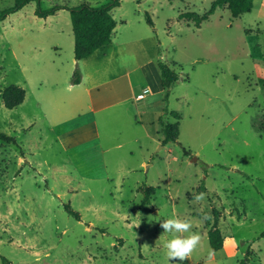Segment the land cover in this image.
<instances>
[{
	"label": "rangeland",
	"instance_id": "1",
	"mask_svg": "<svg viewBox=\"0 0 264 264\" xmlns=\"http://www.w3.org/2000/svg\"><path fill=\"white\" fill-rule=\"evenodd\" d=\"M83 1L107 2L40 4ZM213 1L120 0L111 42L83 59L67 8L43 17L30 1L0 18V90L26 92L13 108L0 97V132L15 138H0V264H174L160 221L177 216L201 235L183 264H238L247 252L264 264V9L254 0L234 17L225 5L199 27L180 16ZM13 3L0 0V13ZM159 60L177 73L167 97ZM173 112L178 138L163 145ZM80 124L99 136L81 138Z\"/></svg>",
	"mask_w": 264,
	"mask_h": 264
},
{
	"label": "trees",
	"instance_id": "2",
	"mask_svg": "<svg viewBox=\"0 0 264 264\" xmlns=\"http://www.w3.org/2000/svg\"><path fill=\"white\" fill-rule=\"evenodd\" d=\"M30 1L36 2L35 14L46 17L53 14L57 9L67 8L70 12L72 30L74 34V57L75 59H83L89 57L98 48L107 45L111 42L113 30L116 26V20L111 13V9L120 4V0H107L106 3L100 5H91L83 1L77 5L67 6L55 4L47 8H43L40 4L41 0H14L11 6L6 7L0 13V18H5L8 13L21 9ZM227 6L232 16L236 17L242 13L252 10L254 0H214L210 8L199 15L196 12L181 13L180 16L192 18L193 24L196 27L201 25V22L215 11L216 8ZM148 16V14H146ZM148 18L150 24L152 20ZM157 66L160 71L161 85L166 90V97L170 91V87L177 80L176 71L171 68L165 61H157ZM74 82H79V76H76ZM262 87H264V77L260 79ZM25 89L16 84H10L0 90V97L5 107L13 108L21 104L25 98ZM174 113V112H173ZM175 114L176 121L173 123L161 122L163 126L162 144L176 141L179 134V115ZM262 131H264V126ZM0 138L7 141H15L14 136H10L4 132H0ZM186 151V150H185ZM198 192H204L205 186L203 183L197 187ZM145 196L143 202L147 201L151 194L155 192V187L148 186L144 188ZM69 212L79 217L69 205H66ZM221 214L218 209L213 207V221L207 231L210 247L212 250H218L223 246L224 236L219 228V220ZM248 254L241 259L238 264H248ZM3 262L8 263L5 258Z\"/></svg>",
	"mask_w": 264,
	"mask_h": 264
},
{
	"label": "clouds",
	"instance_id": "3",
	"mask_svg": "<svg viewBox=\"0 0 264 264\" xmlns=\"http://www.w3.org/2000/svg\"><path fill=\"white\" fill-rule=\"evenodd\" d=\"M204 198V193L194 196L196 201H201ZM160 227L164 233L173 234V238L164 245L169 261L174 262V264H183V262L188 261L201 242L200 233L192 231L193 222L191 219L178 216L167 218L160 221Z\"/></svg>",
	"mask_w": 264,
	"mask_h": 264
},
{
	"label": "crops",
	"instance_id": "4",
	"mask_svg": "<svg viewBox=\"0 0 264 264\" xmlns=\"http://www.w3.org/2000/svg\"><path fill=\"white\" fill-rule=\"evenodd\" d=\"M255 3V2H254ZM259 9L260 11H262L264 9V0H259ZM91 124H80L78 127H76V129L73 130H82L83 128H85V131L83 132V136L81 138H87V139H94L97 138L99 136L98 130L95 127V125H91ZM72 129L66 130L63 133L59 134L62 138L63 136H66V134H68L69 132L73 131ZM163 137V136H162ZM121 185V183H120ZM139 187V185H138ZM140 190V189H139Z\"/></svg>",
	"mask_w": 264,
	"mask_h": 264
},
{
	"label": "built area",
	"instance_id": "5",
	"mask_svg": "<svg viewBox=\"0 0 264 264\" xmlns=\"http://www.w3.org/2000/svg\"><path fill=\"white\" fill-rule=\"evenodd\" d=\"M149 93H150L149 89L146 88V87H144V88L142 89V91L137 95L136 98H137L138 100L143 99V98H145Z\"/></svg>",
	"mask_w": 264,
	"mask_h": 264
},
{
	"label": "water",
	"instance_id": "6",
	"mask_svg": "<svg viewBox=\"0 0 264 264\" xmlns=\"http://www.w3.org/2000/svg\"><path fill=\"white\" fill-rule=\"evenodd\" d=\"M193 160H196V158L194 157Z\"/></svg>",
	"mask_w": 264,
	"mask_h": 264
}]
</instances>
